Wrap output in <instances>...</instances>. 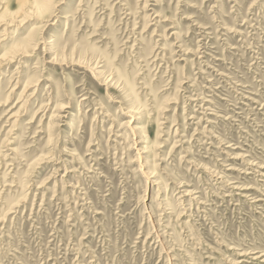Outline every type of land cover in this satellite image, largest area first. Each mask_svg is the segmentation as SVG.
Wrapping results in <instances>:
<instances>
[{"label": "rangeland", "instance_id": "374dc122", "mask_svg": "<svg viewBox=\"0 0 264 264\" xmlns=\"http://www.w3.org/2000/svg\"><path fill=\"white\" fill-rule=\"evenodd\" d=\"M0 264H264V0H0Z\"/></svg>", "mask_w": 264, "mask_h": 264}]
</instances>
